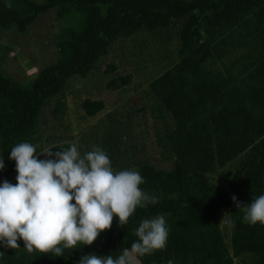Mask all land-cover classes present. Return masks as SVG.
Wrapping results in <instances>:
<instances>
[{
  "label": "trees",
  "instance_id": "16d2710c",
  "mask_svg": "<svg viewBox=\"0 0 264 264\" xmlns=\"http://www.w3.org/2000/svg\"><path fill=\"white\" fill-rule=\"evenodd\" d=\"M51 9L55 60L24 83L0 63V264H264V0H0V30L24 37ZM141 31L174 42L135 110L159 156H139L148 144L129 140V114L103 125L89 171L70 138L44 137L43 152V110L62 116L69 81ZM80 108L93 117L104 104ZM99 167L135 172L104 189Z\"/></svg>",
  "mask_w": 264,
  "mask_h": 264
},
{
  "label": "rangeland",
  "instance_id": "374dc122",
  "mask_svg": "<svg viewBox=\"0 0 264 264\" xmlns=\"http://www.w3.org/2000/svg\"><path fill=\"white\" fill-rule=\"evenodd\" d=\"M40 1V0H33ZM61 26V22L56 19L55 11L48 10L40 14L34 23L29 26L24 37L17 35L14 29L8 31L0 30V63L2 69L10 76L20 81L26 82L42 67L52 63L56 58V38ZM14 32V33H12ZM174 44L173 41L166 38L148 34L141 31L129 39H120L109 50L107 56L101 58L96 63V69L91 71L86 79L74 78L69 81L62 96L65 103V112L59 118L49 117V109L43 110L41 117V137L38 144L42 151L49 147L44 137L52 135H62L70 138L75 147L74 155L80 159L82 168L89 171L92 161L95 160L96 147L98 138L102 134L103 125L112 122L113 125L123 128L126 123V115L131 116V128L128 133L132 136L129 138L137 146L148 144L147 152L142 158L159 156V148L150 145L144 132L145 127L142 120L147 124L151 118L147 113L141 120L139 114L135 112L138 108L148 105L150 102L146 94L147 85L151 80L158 76L168 65L170 60L169 51ZM107 65H112V70L106 72ZM105 71V73H104ZM129 76L128 82L121 87H107V83L112 78ZM84 99L92 101L100 100L104 104L102 111L93 117H86L84 111L80 108V103ZM110 118L114 121H110ZM121 124V125H120ZM65 126V128H64ZM142 132V134H140ZM150 135L152 129L149 130ZM144 134V135H143ZM58 141H52L55 144ZM150 158V159H151ZM156 169H167L171 162H153ZM99 169L96 179L102 188L108 189L114 184L123 183L128 177L134 174L133 168L123 169L116 172H104ZM132 192L124 188L120 194L126 195ZM230 209L223 211L219 217V227L225 239L227 240L231 232L229 222ZM248 258V257H246ZM127 264H137L133 257H128ZM82 264H105L100 261H92ZM235 264H242L235 261Z\"/></svg>",
  "mask_w": 264,
  "mask_h": 264
}]
</instances>
